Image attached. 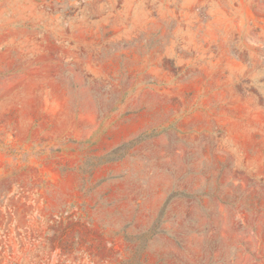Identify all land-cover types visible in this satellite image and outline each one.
Here are the masks:
<instances>
[{"label":"rangeland","instance_id":"obj_1","mask_svg":"<svg viewBox=\"0 0 264 264\" xmlns=\"http://www.w3.org/2000/svg\"><path fill=\"white\" fill-rule=\"evenodd\" d=\"M0 264H264V0H0Z\"/></svg>","mask_w":264,"mask_h":264}]
</instances>
